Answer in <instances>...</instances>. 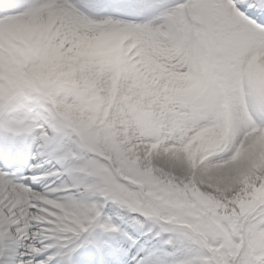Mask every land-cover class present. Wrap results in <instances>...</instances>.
<instances>
[{
    "label": "snow or ice",
    "instance_id": "obj_1",
    "mask_svg": "<svg viewBox=\"0 0 264 264\" xmlns=\"http://www.w3.org/2000/svg\"><path fill=\"white\" fill-rule=\"evenodd\" d=\"M0 264H264V0H0Z\"/></svg>",
    "mask_w": 264,
    "mask_h": 264
}]
</instances>
